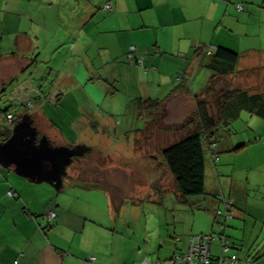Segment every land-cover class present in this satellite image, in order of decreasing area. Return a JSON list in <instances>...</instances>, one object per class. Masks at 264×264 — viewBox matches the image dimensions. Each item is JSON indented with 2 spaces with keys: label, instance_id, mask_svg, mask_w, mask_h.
I'll return each instance as SVG.
<instances>
[{
  "label": "crops",
  "instance_id": "0c3cea01",
  "mask_svg": "<svg viewBox=\"0 0 264 264\" xmlns=\"http://www.w3.org/2000/svg\"><path fill=\"white\" fill-rule=\"evenodd\" d=\"M67 1L33 0L31 5L0 0V83L19 76L36 54L38 60H47L53 52L65 62L54 88L62 90L60 102L52 93L34 111L37 126L39 121L44 134L59 145L96 137L90 144L105 149V142L112 144L113 134L121 130L135 146L134 127L142 111L137 100H163L182 84L189 91L175 94L167 107L173 109L178 99L188 108L184 103L189 101L190 110L183 114L194 119L178 130L184 135L196 122L198 102L209 103L217 91L214 82L223 77L212 81V55L219 47L240 54L232 78L249 70L264 73V0H84V8L83 0H71L67 6L74 10L72 29L58 27ZM108 3L112 11L105 9ZM132 45L143 66L128 62ZM201 74L204 80L196 85ZM249 93L264 97L260 91ZM244 111L230 121L226 118V126ZM220 126L213 139L219 153L234 147ZM112 155L121 158V153ZM221 162L220 156L213 162L206 155L205 194L193 201L181 199L188 204L182 206L167 168L173 178L169 187L165 173L162 177L156 199L162 206L138 207L137 213L133 206H121V196L115 200L106 189L98 191L104 192L106 206H65L51 188L37 187L44 184L0 167V264H85L91 256L98 264H185L175 258L189 250L193 235L222 231L216 211L223 208V196L235 203V217L223 231L233 251L240 260L264 264V196L257 195L263 191L253 192V181L236 177L234 168L230 178H222ZM153 166L157 170L159 165ZM10 190L16 197L7 196ZM136 190L146 199L154 191L149 184ZM168 190L177 196V206H166ZM145 208L151 209L148 216ZM51 211L57 215L48 224ZM220 252L219 241L212 242L211 255L217 258Z\"/></svg>",
  "mask_w": 264,
  "mask_h": 264
},
{
  "label": "rangeland",
  "instance_id": "374dc122",
  "mask_svg": "<svg viewBox=\"0 0 264 264\" xmlns=\"http://www.w3.org/2000/svg\"><path fill=\"white\" fill-rule=\"evenodd\" d=\"M29 1V4L32 5L33 0H26V2ZM84 2L86 1H82V8H84ZM70 3L71 0L67 1L65 3L66 6L62 8V20L59 22L58 27L61 24L66 29L76 27L73 23L74 19L72 20V18H74L72 15L74 11L72 10L73 6H67ZM41 62L43 63V60H41ZM232 74L219 77L217 81L214 82V87L217 91L216 94L209 98L208 103L209 112L212 115L216 116L218 114L216 104L217 97L223 96L227 90L237 91L245 89L255 92L260 91V93L264 94V73H258L257 70H249L245 73L234 74L233 78ZM204 75L205 74H201L197 79L196 85L202 83ZM59 85L60 83L57 84L58 87ZM1 87L3 91L0 90V108L5 109V102L12 94L13 86L9 82H3L0 83V88ZM173 97L171 98V101H173ZM173 103L176 105L173 109H169L167 104L164 108L158 107L155 109L149 107L144 108L140 112V120L135 124L134 129L136 130L137 127L143 126V130L140 133H137L136 137L139 140H136L135 146H131L130 137L126 136V138H124L125 136L121 130H118V132L113 134V137L115 138L112 144L105 142V149H101L102 146H100V150L99 148H93L90 143L95 142L96 137L84 138L83 136L81 143L59 145L56 142H53L48 135L44 134L45 130L44 128L41 130L42 124L38 121V124L40 125H38L39 127L37 126L38 130L42 132V135L48 136L54 145L74 147L78 144H86L92 149L83 157L75 158L73 163L68 167V174L63 182L64 187L59 191H64L63 193H58L55 188L52 186L50 187V185L47 184L34 186L51 188L56 198H58V200H60L65 206H106L104 204V201H106L104 192H98L103 191L104 189L110 191L115 197V200L121 196V206H133L135 213L143 209L144 206H162L158 201L160 200V185L163 184L162 177L165 173L164 177L167 182L169 181V187L171 186L173 178L168 172L167 168L169 167L166 163L164 164L165 169L161 168V162H164L162 148L167 144L173 143L178 137H182L183 135L181 136V134L183 133H179L178 131L182 128L179 127L189 125L191 120L193 122L194 119L191 118L190 113L183 114L190 110L189 101H185V103L182 102L187 105L188 108L184 107L178 99ZM2 115H4V113ZM2 115H0V117ZM183 116H188V118L184 119ZM0 121L2 124H5V117L2 116ZM50 126L51 123L48 122V129ZM220 129L224 138L227 140L231 138L234 142V147H232V149L225 148L219 155L222 162H224L219 169L221 173L220 175H222L221 177L230 178V171L234 168L236 177L242 179L248 177L253 181L252 185H256L252 188L253 192L263 191L261 194H257L262 198V196H264V118L244 111L239 119L232 121L229 126L221 125ZM130 133H135V131L126 132L125 135H129ZM76 136L79 137L78 139L81 137L78 132H76ZM243 143L245 144L244 147L235 149L239 144ZM208 146V151L210 150L209 156L213 162H216L217 152L219 151L216 142H213L210 145L208 144ZM210 147H212L213 150H211ZM102 151H105L110 155H105ZM115 153H121L120 157L122 159L112 155ZM135 153L139 154L142 158L137 157ZM156 159L162 160H160L159 163H156ZM226 160H229L228 164H226ZM153 165H159L158 169H154ZM130 170L133 171L130 172ZM8 172L11 171L9 170ZM147 184L151 185L154 191H150V195L147 199L141 195L137 196L136 188ZM96 186H99L100 188H97ZM157 198L159 199L156 200ZM193 198L197 197H191L190 200L193 201ZM164 199L166 201V206H177L176 203H178V199L173 191L165 192ZM186 204L187 202L181 201L179 206ZM56 205L57 203L55 202L54 206ZM221 205L225 208V201L221 203ZM145 209L146 210L143 211L145 212V215L148 216V211L151 213V209ZM219 215L220 213L218 216ZM257 230L260 229L258 228ZM213 241L217 240L213 239Z\"/></svg>",
  "mask_w": 264,
  "mask_h": 264
},
{
  "label": "trees",
  "instance_id": "16d2710c",
  "mask_svg": "<svg viewBox=\"0 0 264 264\" xmlns=\"http://www.w3.org/2000/svg\"><path fill=\"white\" fill-rule=\"evenodd\" d=\"M106 6L105 9L108 11H112L114 9L113 5L112 10L107 9ZM131 52L132 51L129 48L127 53L128 62L143 66V63L139 62V58L136 54L134 56V60L129 59V54ZM39 55L40 54H36L33 56V58L29 61V64L22 68L21 74L9 82L13 86V91L5 102V109L0 108V115L4 113L2 116L5 117L6 121L5 124H2L0 121V141H5L10 137L14 123L25 113H30L33 119H35L36 113L34 111L43 102V100L49 99V96L52 93L56 98L54 101L57 103L60 102L62 90L54 88L55 81L64 69L65 62L61 55H56L52 52V57L47 58L46 56L47 60H43L46 61V64H43L44 62L42 63L41 60H38ZM239 59L240 54L238 52L229 48L219 47L212 55V69L215 73L212 81L218 76H224L234 72ZM0 89L3 91L2 87ZM188 91L189 88L182 84L177 86V88L163 100L138 99L137 102L142 110L149 107L155 109L158 107L164 108L175 94L187 93ZM216 104L218 108L217 116L212 115L209 112L207 100L199 101L196 122L193 124V127L188 128L182 137L162 148L164 163L168 165L174 176L177 192L179 194L178 197L180 199L187 201L188 198L198 197L205 194L206 155L210 154V150L208 151V144L210 145L215 142L213 140L215 133L222 123L223 125H227L228 121L237 117L241 110H245L264 118L263 95H252L247 90H227L223 96L218 97ZM10 115H13L12 121L9 118ZM226 118L228 121L225 120ZM35 124L36 121L34 122V125ZM184 127L185 125L181 126V128ZM142 130L143 126L137 127L136 133H140ZM41 136L42 132L39 131V137ZM138 140L139 139H137V141ZM244 146V143L239 144L235 149H240ZM210 149L213 150L212 147H210ZM219 155L220 153L218 151L216 161H218ZM220 199H222L223 202L225 200H229L230 205L217 210L216 224L222 231L219 233H212L210 235H213L214 238H216L215 240L219 241L220 247L221 241L218 237L225 236L229 240L231 247L226 255L236 254L238 256V254L233 251L234 247L231 239L223 232L226 228H228L227 222L231 221L235 217L233 213L235 203L230 197L225 199L223 196L220 197ZM219 213L220 215L218 216ZM241 261H251L255 263L254 260L251 259Z\"/></svg>",
  "mask_w": 264,
  "mask_h": 264
},
{
  "label": "water",
  "instance_id": "95a60500",
  "mask_svg": "<svg viewBox=\"0 0 264 264\" xmlns=\"http://www.w3.org/2000/svg\"><path fill=\"white\" fill-rule=\"evenodd\" d=\"M86 144L74 147L54 145L46 135L39 137L30 113L14 123L10 137L0 141V167L35 184H49L57 192L73 160L91 151Z\"/></svg>",
  "mask_w": 264,
  "mask_h": 264
},
{
  "label": "built area",
  "instance_id": "2783aa9c",
  "mask_svg": "<svg viewBox=\"0 0 264 264\" xmlns=\"http://www.w3.org/2000/svg\"><path fill=\"white\" fill-rule=\"evenodd\" d=\"M112 5L107 4L106 8L112 10ZM243 5H238L239 10H243ZM132 51L129 54V59L134 60V56L136 54L137 48L132 45L130 47ZM139 62L142 63V59L139 58ZM10 120H13V115L9 116ZM208 149V147H207ZM7 196L10 198L16 197V194L13 190H10L7 193ZM225 200V199H224ZM226 206L230 205L229 200H225ZM56 212L51 211L47 215V223L51 224V222L56 218ZM214 236L210 234L205 235H195L191 238L189 250L175 258L176 261H183L185 264H255L251 261H241L236 254L226 255L230 250L229 240L225 236H219L218 239L221 241V252L217 258H214L211 255V244L213 242ZM85 264H98L96 262V257L91 256L86 261Z\"/></svg>",
  "mask_w": 264,
  "mask_h": 264
},
{
  "label": "flooded vegetation",
  "instance_id": "af4514ba",
  "mask_svg": "<svg viewBox=\"0 0 264 264\" xmlns=\"http://www.w3.org/2000/svg\"><path fill=\"white\" fill-rule=\"evenodd\" d=\"M36 121V119H34V122ZM35 126L37 127V125L35 124ZM38 128V127H37Z\"/></svg>",
  "mask_w": 264,
  "mask_h": 264
}]
</instances>
